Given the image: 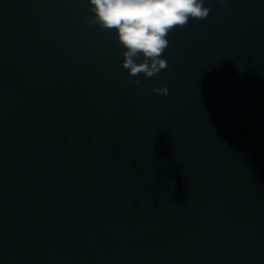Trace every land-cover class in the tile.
<instances>
[{"label":"water","instance_id":"95a60500","mask_svg":"<svg viewBox=\"0 0 264 264\" xmlns=\"http://www.w3.org/2000/svg\"><path fill=\"white\" fill-rule=\"evenodd\" d=\"M205 3L154 79L88 0H0V264H264V0Z\"/></svg>","mask_w":264,"mask_h":264},{"label":"clouds","instance_id":"9594fccd","mask_svg":"<svg viewBox=\"0 0 264 264\" xmlns=\"http://www.w3.org/2000/svg\"><path fill=\"white\" fill-rule=\"evenodd\" d=\"M227 0H220L226 4ZM92 15L88 23L114 30L121 46V65L130 75L153 77L167 67L161 53L169 45L166 35L189 18L203 19L209 14L205 0H88ZM139 85L140 80L133 81ZM168 86L153 87L152 92L167 95Z\"/></svg>","mask_w":264,"mask_h":264},{"label":"snow or ice","instance_id":"6c2138e0","mask_svg":"<svg viewBox=\"0 0 264 264\" xmlns=\"http://www.w3.org/2000/svg\"><path fill=\"white\" fill-rule=\"evenodd\" d=\"M173 43H175V42H173Z\"/></svg>","mask_w":264,"mask_h":264}]
</instances>
